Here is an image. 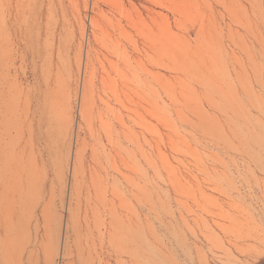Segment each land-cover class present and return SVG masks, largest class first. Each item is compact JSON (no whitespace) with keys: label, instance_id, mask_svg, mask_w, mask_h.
<instances>
[{"label":"rangeland","instance_id":"1","mask_svg":"<svg viewBox=\"0 0 264 264\" xmlns=\"http://www.w3.org/2000/svg\"><path fill=\"white\" fill-rule=\"evenodd\" d=\"M0 264H264V0H0Z\"/></svg>","mask_w":264,"mask_h":264}]
</instances>
